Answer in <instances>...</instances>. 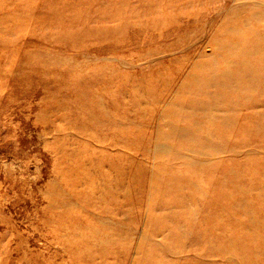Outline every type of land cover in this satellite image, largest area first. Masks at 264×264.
I'll list each match as a JSON object with an SVG mask.
<instances>
[{
    "label": "rangeland",
    "instance_id": "obj_1",
    "mask_svg": "<svg viewBox=\"0 0 264 264\" xmlns=\"http://www.w3.org/2000/svg\"><path fill=\"white\" fill-rule=\"evenodd\" d=\"M260 1L0 0V264H264Z\"/></svg>",
    "mask_w": 264,
    "mask_h": 264
},
{
    "label": "bare ground",
    "instance_id": "obj_2",
    "mask_svg": "<svg viewBox=\"0 0 264 264\" xmlns=\"http://www.w3.org/2000/svg\"><path fill=\"white\" fill-rule=\"evenodd\" d=\"M257 1V0H256ZM262 1V0H261ZM260 1V2H261ZM255 3V2H254ZM261 3H264V2H261ZM260 3V4H261ZM263 5V4H262ZM252 13H251V16H250V13H249V19L248 20H250L251 18H253L252 17ZM248 17V16H247ZM245 19H246V17H245ZM247 24V23H246ZM251 26V25H250ZM251 28H254L253 26L251 27ZM250 31L252 32V30L250 29ZM250 33V32H249ZM139 35V34H138ZM246 45V44H245ZM243 48H245V47H243ZM251 53V52H250ZM239 54H240V52H239ZM243 56V55H242ZM227 58H228V56H226ZM223 58H224V56H223ZM242 60V59H241ZM207 62V61H206ZM205 62V63H206ZM230 62V61H229ZM248 63V62H247ZM208 65V64H207ZM225 67H226V65H225ZM222 69V68H221ZM213 70V69H212ZM213 72V71H212ZM219 72V71H218ZM207 73H208V70H207ZM209 74H210V72H209ZM210 76V75H209ZM208 77V76H207ZM210 78H211V76H210ZM227 79H229V77H226ZM215 79V78H214ZM219 83V82H218ZM219 85H221V84H219ZM220 87V86H219ZM217 89V88H216ZM220 89H225L226 91H228V92H231L230 94H232V89H231V86H227L225 83H222V85H221V87H220ZM224 90V92H222V94H225L226 93V91ZM254 90V89H253ZM241 93V92H240ZM244 101L245 100H243V103H244ZM242 103V104H243ZM200 104H201V102H199L198 100H189V102H187L185 105H183L182 107L183 108H181L182 110L179 112V114L180 113H182V115H184V116H190V113H191V111L189 112V109H192V108H195V107H198V106H200ZM202 106V105H201ZM243 106V105H242ZM168 108H169V112H170V110H173L172 109V105H168ZM179 108V107H178ZM240 110V109H239ZM168 112V113H169ZM240 113V112H239ZM260 113H261V111H260ZM158 114V113H157ZM198 116V115H197ZM262 116H264V112L262 113ZM219 117V116H218ZM249 117V116H248ZM255 117V116H254ZM253 117V118H254ZM260 117V116H259ZM156 118V117H155ZM256 118V117H255ZM212 119V118H211ZM222 120H223V118H222ZM260 120H262V119H260ZM259 120V121H260ZM264 120V119H263ZM243 122H242V127H244L243 128V130H242V132L243 131H245L244 129H247V119H243L242 120ZM253 121V120H252ZM257 121H258V119H257ZM217 122H219V121H217ZM238 122V121H237ZM204 123V122H203ZM210 123H212V122H210ZM249 123V122H248ZM216 124V123H215ZM252 125L254 126V128H256V130L257 131H264V127H263V125H264V121L263 122H261L260 124L259 123H255V124H253L252 123ZM237 126H239V125H237ZM253 126H250V128L246 131V134L248 135L250 132H251V129L253 128ZM249 127V126H248ZM173 128V127H172ZM225 128V127H224ZM189 129H190V132H191V135L190 136H188L187 135V133H186V131H184L183 129H175V130H173V129H171L170 131H169V133H168V135L172 138V139H181V138H189V143H188V145L190 146V147H192L191 148V150L190 151H192V154L194 153V152H198V151H194V150H198V144L197 143H195V142H197L196 141V139L197 138H199V137H202V135H203V133H202V131L201 130H199V129H196L195 127H193V126H189ZM256 131V132H257ZM176 132V133H175ZM253 133H254V131H253ZM252 133V134H253ZM258 133V132H257ZM228 134V133H227ZM241 134H243V133H241ZM245 134V135H246ZM254 134H256V133H254ZM260 134V133H259ZM258 134V135H259ZM263 134V133H262ZM126 135V134H125ZM233 135V134H232ZM244 135V136H245ZM243 136V135H242ZM241 136V137H242ZM251 136V135H250ZM264 136V135H263ZM263 136L261 135L260 137H262L263 138ZM138 137H139V135H138ZM254 137V136H253ZM205 138V137H204ZM236 140H237V138H235ZM244 139V138H243ZM209 140V139H208ZM248 140V139H247ZM134 141H135V139H134ZM211 141V140H210ZM213 141V140H212ZM242 141V140H241ZM244 141V140H243ZM243 141H242V143H243ZM249 141V140H248ZM253 141H255V140H253ZM245 142V141H244ZM172 143V142H171ZM245 143H247V142H245ZM174 144V143H173ZM218 144V143H217ZM225 145V144H224ZM250 145V144H249ZM261 145H263V144H261ZM260 145V146H261ZM212 146V145H211ZM214 146V145H213ZM222 147H223V145H221ZM248 146V145H247ZM238 147V146H237ZM245 147V146H244ZM227 149V148H226ZM229 149V148H228ZM242 149V148H241ZM254 149V148H253ZM260 149V148H259ZM263 149V148H262ZM201 150V149H200ZM199 150V151H200ZM250 150V149H249ZM252 150V149H251ZM228 151V150H227ZM231 151V150H230ZM247 151V150H246ZM253 151V150H252ZM170 152V151H169ZM245 152V151H244ZM259 152V151H258ZM257 152V154H259ZM204 153H205V149H204ZM229 153H231V152H229ZM242 153V152H241ZM255 153V152H254ZM245 154V153H244ZM247 154V153H246ZM263 154V153H262ZM241 155H243V154H241ZM253 155V154H252ZM260 155V154H259ZM201 156V155H200ZM203 156V155H202ZM205 156V155H204ZM208 156V155H207ZM261 156V155H260ZM184 156L182 155L181 156V158H183ZM230 157V156H229ZM263 157V156H262ZM222 158V157H221ZM191 161H192V165L195 167V168H199V169H202V165H200L199 164V161L198 160H196V158L194 157V154H193V156L191 157ZM208 159V158H207ZM211 159V158H210ZM202 160V159H201ZM189 161V160H188ZM202 161H204V162H206V160H202ZM230 161V160H229ZM228 161V162H229ZM215 162V161H214ZM213 164V163H212ZM239 165V164H238ZM238 167V166H237ZM143 169V168H142ZM235 169V168H234ZM233 169V170H234ZM232 170V169H231ZM241 170V169H240ZM263 170V169H262ZM146 171V170H145ZM264 171V170H263ZM221 172H223V171H221ZM260 172V171H259ZM226 173V172H225ZM223 176L225 177V174H223ZM251 177V176H250ZM159 178V177H158ZM136 179V178H135ZM152 177H151V175H150V183H151V185L153 184V181H152ZM154 179H157V178H155L154 177ZM239 179V178H238ZM226 180V179H225ZM137 181V180H136ZM143 181V180H142ZM141 181V182H142ZM229 181V180H228ZM239 181V180H238ZM225 182V181H224ZM220 183L219 185H218V187H217V189L215 188V192H216V196H215V198H213V199H211L210 201H208L207 203H209V206H208V208H204L205 210H204V212H207V215H208V217H210L213 213H216V214H219V210H223L224 212H228L230 209H232L234 206H236V204L234 205V202L233 201H231L229 198H230V196L232 195L231 194V191H232V185L230 184V182H226V183ZM139 184H141V183H139ZM239 184V183H238ZM148 186V185H147ZM237 186H239V185H237ZM149 188H151V187H149ZM242 188V187H241ZM150 193V192H149ZM237 196H241V192H238V195ZM245 197V196H244ZM244 202H248V201H244V199H243V203ZM239 205V204H238ZM247 206V205H246ZM212 208V209H211ZM248 208V207H247ZM208 209H211V210H208ZM243 209V208H242ZM246 209V208H245ZM227 219H229V216L227 217ZM189 236V234H186L184 237H188ZM188 246H191V244H189L188 243V245L187 246H185V247H188ZM178 248H180V246L178 247ZM211 248L209 247L207 250L209 251ZM207 250H202V252L204 253V254H206V251ZM198 252H200V251H198ZM200 254V253H199ZM168 264H176V263H174L173 261H170Z\"/></svg>",
    "mask_w": 264,
    "mask_h": 264
}]
</instances>
